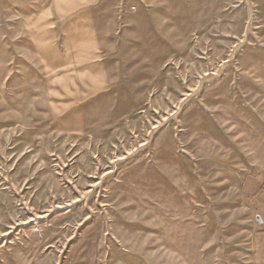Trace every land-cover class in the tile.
<instances>
[{
  "label": "rangeland",
  "instance_id": "rangeland-1",
  "mask_svg": "<svg viewBox=\"0 0 264 264\" xmlns=\"http://www.w3.org/2000/svg\"><path fill=\"white\" fill-rule=\"evenodd\" d=\"M260 1L139 27L113 87H55L0 39V264H262Z\"/></svg>",
  "mask_w": 264,
  "mask_h": 264
},
{
  "label": "crops",
  "instance_id": "crops-1",
  "mask_svg": "<svg viewBox=\"0 0 264 264\" xmlns=\"http://www.w3.org/2000/svg\"><path fill=\"white\" fill-rule=\"evenodd\" d=\"M211 2L216 6L228 4V0H144L134 11V0H0V39L13 41L14 55L28 56L30 62L37 56L45 66L43 70L59 74L62 81L55 87H113L116 85L106 83L112 79L109 73L133 69L123 65L133 64L134 49L140 51L149 45L148 32L139 27L167 21L208 24V13L198 8H206ZM260 6H264L261 1ZM169 7L174 8L171 19L165 16ZM181 8L187 10L177 11ZM189 31L188 57L196 62L198 54L193 48L197 39L193 36L197 31ZM178 35L174 49H179L180 58L182 37ZM255 238L254 248L264 255V229Z\"/></svg>",
  "mask_w": 264,
  "mask_h": 264
},
{
  "label": "built area",
  "instance_id": "built-area-1",
  "mask_svg": "<svg viewBox=\"0 0 264 264\" xmlns=\"http://www.w3.org/2000/svg\"><path fill=\"white\" fill-rule=\"evenodd\" d=\"M144 2V0H134V3L131 5V9L136 11L140 7V5Z\"/></svg>",
  "mask_w": 264,
  "mask_h": 264
}]
</instances>
